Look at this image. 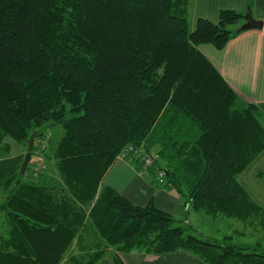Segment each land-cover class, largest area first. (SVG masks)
Returning <instances> with one entry per match:
<instances>
[{
	"label": "trees",
	"instance_id": "obj_1",
	"mask_svg": "<svg viewBox=\"0 0 264 264\" xmlns=\"http://www.w3.org/2000/svg\"><path fill=\"white\" fill-rule=\"evenodd\" d=\"M189 2L0 0V158L7 138L26 146L35 132V151L37 139L50 145L46 127L63 129L51 147L57 177L20 164L0 180V264H64L75 242L67 264H97L110 248L264 264L258 245L186 234L152 199L139 205L102 184L126 145L141 146L193 210L264 229L263 208L238 180L264 150L260 109L199 49L223 48L244 14L221 9L193 26Z\"/></svg>",
	"mask_w": 264,
	"mask_h": 264
},
{
	"label": "crops",
	"instance_id": "obj_2",
	"mask_svg": "<svg viewBox=\"0 0 264 264\" xmlns=\"http://www.w3.org/2000/svg\"><path fill=\"white\" fill-rule=\"evenodd\" d=\"M247 7L256 19L264 22V0H190L189 20L193 26L200 17L217 21L221 9L244 12ZM199 49L244 100L257 104L264 123V28L243 30L231 37L221 49L210 43L200 44ZM8 155L0 158V180L17 169L24 158L23 150L19 148ZM140 165L139 160L118 154L105 173L102 184L114 188L139 205H145L152 199L156 206L173 216L180 217L182 210L188 212L191 209L190 202L169 186L166 180L159 182L157 169L151 167L143 174L138 170ZM258 172L264 173V150L238 177L250 197L264 211V180L257 175ZM183 217L180 221L189 223L186 225L190 227L191 218L186 215ZM3 236L0 235V239ZM75 245L77 242L64 257V264L72 260L74 254H78L73 248ZM115 254L119 255L124 264H206L200 257L185 249L149 254L138 250L120 252L113 248H110L97 264H115Z\"/></svg>",
	"mask_w": 264,
	"mask_h": 264
},
{
	"label": "rangeland",
	"instance_id": "obj_3",
	"mask_svg": "<svg viewBox=\"0 0 264 264\" xmlns=\"http://www.w3.org/2000/svg\"><path fill=\"white\" fill-rule=\"evenodd\" d=\"M246 13L247 10L243 12L244 16L246 15ZM44 131L46 133V136L50 138V145L45 143L38 144L37 143L38 139L35 140V145H37L39 148H37L35 151H33L32 149L33 154L31 159L29 160L27 167H29L30 170H33L32 168H34V166L37 167L39 165V164L37 165V163L39 162L40 167L38 168L37 171L43 172L44 175L47 177V179L49 177L51 179L58 176L55 167V160L54 158H52L51 147L56 145L60 136L63 134V129L61 126L53 125L46 127ZM6 142L9 143L10 154L11 152L13 153L15 149L19 148L23 150V153L25 155L27 151V145L25 146L24 144L23 145L19 144L11 138H7ZM49 156L51 157L49 158ZM29 172L30 171L27 172V175ZM6 195H7V191L0 188V235L7 234V210L2 208ZM185 215L191 218L190 221L192 223L190 227L186 225L189 223L184 224L180 221V219H184L183 216ZM174 217L176 220L174 225L183 226L185 228L186 234H196L198 235L199 238H209V239L222 238L223 236L230 234L232 235L233 243L240 245L249 244L251 246L258 245V250L264 251V229H262L261 226L259 227L256 226L252 228L250 226H246V224L242 220H238L236 218H226V217L213 218L205 214L204 212H196L192 208L189 209L188 212H186V210H182V214L180 217H178V215H174ZM239 231H244L245 234L238 235Z\"/></svg>",
	"mask_w": 264,
	"mask_h": 264
},
{
	"label": "built area",
	"instance_id": "obj_4",
	"mask_svg": "<svg viewBox=\"0 0 264 264\" xmlns=\"http://www.w3.org/2000/svg\"><path fill=\"white\" fill-rule=\"evenodd\" d=\"M119 154L120 155H128L134 159L139 160L141 165H140L138 170L140 173L144 174L151 167H153V161L155 158V154L153 152H147L141 146L137 147V146H134L133 144H128L123 148V150ZM37 164H39V163H37ZM38 166L37 167L34 166V168H33L34 170H36L35 174L37 173ZM157 178H158L159 182H161V183H163L166 180V172L164 169H158L157 170Z\"/></svg>",
	"mask_w": 264,
	"mask_h": 264
},
{
	"label": "water",
	"instance_id": "obj_5",
	"mask_svg": "<svg viewBox=\"0 0 264 264\" xmlns=\"http://www.w3.org/2000/svg\"><path fill=\"white\" fill-rule=\"evenodd\" d=\"M264 27V22L262 20L256 19L253 15L252 12L249 8H247V13L244 16V22L239 26L240 30H246V29H251V28H263ZM35 132L31 134V136L27 140V151L24 155L23 161L20 165V172L23 173L25 172L30 157H31V152L33 149V140H34Z\"/></svg>",
	"mask_w": 264,
	"mask_h": 264
}]
</instances>
